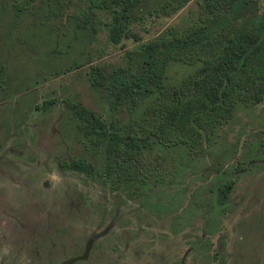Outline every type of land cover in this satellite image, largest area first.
<instances>
[{"label": "trees", "instance_id": "16d2710c", "mask_svg": "<svg viewBox=\"0 0 264 264\" xmlns=\"http://www.w3.org/2000/svg\"><path fill=\"white\" fill-rule=\"evenodd\" d=\"M191 1L194 7L189 6ZM181 10L185 13L179 22L166 23L144 39L132 28L145 18H172ZM100 12L106 17L98 16ZM102 27L112 44L122 46L131 40L133 45L124 50L121 62L107 70L99 63L84 69L90 86L106 104V116L81 102L65 101L71 127L97 161L79 158L62 166L88 175L99 172L110 189L138 198L140 206L162 211L165 207L157 203L164 199L153 201L157 188L173 185L167 199L178 201L183 210L180 197L193 180L192 173L208 163L214 175L206 214L207 218L220 214L230 203L234 181L230 176L255 161L251 149L250 158L244 155L247 160L242 157L234 167L229 158L216 164L212 156L220 150L221 129L237 108L264 99V2L0 0V94L31 87L42 73L84 66L92 60L89 46ZM39 28L51 45L43 54L47 67L33 71L32 79H20L7 48L31 45L34 51L29 38L33 40L32 33ZM78 48L81 61L72 56L70 62L61 61ZM59 62L63 66L57 67ZM169 70L179 76L172 80ZM49 102L43 101L40 109ZM185 205L190 212L174 217V231L194 213L193 203Z\"/></svg>", "mask_w": 264, "mask_h": 264}, {"label": "rangeland", "instance_id": "374dc122", "mask_svg": "<svg viewBox=\"0 0 264 264\" xmlns=\"http://www.w3.org/2000/svg\"><path fill=\"white\" fill-rule=\"evenodd\" d=\"M263 2L257 0L259 5ZM189 6L194 7V1ZM184 13L154 21L145 18L132 28L144 39L166 23L179 22ZM98 16L106 17L103 12ZM32 34L34 51L31 45L7 48L20 79H32L33 71L47 67L43 54L50 41L40 28ZM132 45L131 40L112 44L102 27L89 46L92 60L84 66L42 73L33 86L0 94V264H264V99L237 108L220 131V150L212 156L216 164L229 158L234 167L250 156L255 161L232 173L230 203L212 218L206 214L214 175L208 163L192 173L180 197L183 210L178 201L167 199L173 185L157 188L153 201L164 199L157 203L165 207L162 211L110 189L99 172L88 175L62 166L79 158L97 161L71 127L65 101L81 102L106 116V104L84 69L99 63L107 70L121 62ZM69 56L83 59L79 48L61 61L70 62ZM178 74L167 73L172 80ZM43 101H50L44 110ZM192 190L195 195L190 196ZM189 202L195 205L194 213L172 230L174 217L190 212L185 205Z\"/></svg>", "mask_w": 264, "mask_h": 264}]
</instances>
